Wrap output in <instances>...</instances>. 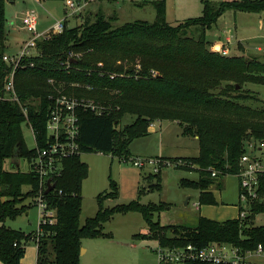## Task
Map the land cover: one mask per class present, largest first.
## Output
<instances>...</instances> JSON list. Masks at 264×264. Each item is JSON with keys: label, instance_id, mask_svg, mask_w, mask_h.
<instances>
[{"label": "trees", "instance_id": "obj_1", "mask_svg": "<svg viewBox=\"0 0 264 264\" xmlns=\"http://www.w3.org/2000/svg\"><path fill=\"white\" fill-rule=\"evenodd\" d=\"M6 1L0 0V260L4 264H23L32 241L30 234L24 235L5 221L28 211L31 204L25 203L26 198L33 197L37 203L39 178L30 162L38 148L46 145L50 95L55 92L51 78L58 86L64 83L60 87L66 92L94 99L105 110L102 114L78 111L81 152L64 160L56 188L46 192L57 211L53 223L40 226L37 264H81L83 239L111 236L104 226L117 212H141L153 235L165 245L192 242L205 246L221 241L244 249L264 246V224L255 223L256 215L264 213V175L262 199L252 204L253 212L246 220L199 215L192 225L165 224L161 215L171 208L165 201L142 203L138 199L109 207L106 199L119 196L118 183L110 177V189L97 195L96 214L81 222L83 181L89 175L82 153L128 158L130 143L147 135L157 120H174L184 134L198 137V155L163 158L182 160L176 168L198 171V179L183 178L181 184L199 190V205L218 203L210 187L222 188L225 175L239 172L249 141L264 140V103L247 86L264 85V62L244 54L227 55L220 47L213 49L207 30L229 9L263 11L264 0H202L200 16L176 25L167 20L166 0L152 2L156 9L153 21L137 19L114 25L115 14L107 15L102 7L73 26L66 18L62 32L38 40V54L23 59L34 65L16 70L18 100L1 98L11 69L3 59L8 52ZM70 50L75 53L72 58ZM127 117L132 120L127 122ZM24 125L36 136L34 146L26 141ZM20 158L28 162V170L17 165ZM9 159L10 168L6 167ZM160 173H150L158 177V187ZM168 229L171 236L164 234Z\"/></svg>", "mask_w": 264, "mask_h": 264}, {"label": "rangeland", "instance_id": "obj_2", "mask_svg": "<svg viewBox=\"0 0 264 264\" xmlns=\"http://www.w3.org/2000/svg\"><path fill=\"white\" fill-rule=\"evenodd\" d=\"M78 1L84 2L85 0ZM148 3L145 0H96L90 1L85 6V14L69 16L70 11L66 0H7V44L10 45L11 41V46H8L7 51L24 44L30 37V33L21 27L20 21V17L27 10L32 9L37 12L39 15L38 28L42 31L65 17L69 20L70 26L76 25L84 18L93 17L99 6L107 15L114 12L116 16L114 25L137 19L153 21L156 18V9L151 1ZM202 12V0H167V20L171 24L176 25L188 18L200 16ZM207 39L210 41V47L213 49L222 47L219 50H226L227 55L244 54L264 62V10L259 12L227 10L207 30ZM247 86L254 89L264 103V85L248 83ZM130 120H132L131 117L126 118L127 122ZM152 126H154V132L135 138L130 143L131 154L128 158L112 153H82V159L89 165V175L83 181L81 222L96 214L99 208L97 195L110 189V177L118 183L119 196L106 199L105 205L109 207L138 199L142 203L165 201L171 203V208L166 209L161 215V221L166 222L165 224L192 225L197 222L201 213L207 217H219L215 214L218 208L225 211H222L220 217L234 216L237 212L235 201L238 199L237 175H225L222 179V188L215 187L213 190L218 204L204 205L200 212L194 204L199 190L181 184L183 178L198 179L197 170L173 166L162 167L159 179L161 186L158 187L155 185L158 177L150 174L152 173L151 167L140 168L134 163L137 157H160L162 155L187 157L196 156L199 153L198 138L184 134L178 122L169 119L157 120ZM24 134L28 144L34 146L35 141L31 128L24 125ZM11 165L12 159H9L6 167L10 168ZM20 166L22 170L29 168L28 162L22 158H20ZM33 200H35L33 197L25 200V203L31 204L27 211L28 214L24 212L16 218H8L5 223L9 227L21 229L24 235L30 234L32 241L27 244L26 259L35 260V264L38 257L36 248L39 239L37 236L42 235V231L39 233V210ZM255 223L264 224V213L256 215ZM104 231L111 232L112 235L83 239L81 264H158L157 256L152 248L156 247L160 241L151 232L141 212L115 213L111 220L105 223ZM164 234L171 236L173 232L168 229Z\"/></svg>", "mask_w": 264, "mask_h": 264}, {"label": "built area", "instance_id": "obj_3", "mask_svg": "<svg viewBox=\"0 0 264 264\" xmlns=\"http://www.w3.org/2000/svg\"><path fill=\"white\" fill-rule=\"evenodd\" d=\"M69 16L81 14L86 6V2L76 0H66ZM57 20L46 30H39V15L35 10H27L20 17L21 27L30 33L29 39L14 52H6L3 55L4 61L10 66L1 98L6 100H18L15 90L14 78L16 70L22 66H33L34 62L23 63L26 56L38 54L37 42L43 38L60 33L65 28V20ZM222 48V47H220ZM226 53V50H222ZM73 50L68 51L69 57H74ZM102 65V63H100ZM141 64L137 69H141ZM117 74H111L115 77ZM51 84L55 87V92L50 95L52 100L47 121L48 135L46 145L38 148L30 162L31 169L39 178V189L37 193V206L39 210V233L41 224L53 223L57 209L51 205L46 197L48 180L56 183L62 175L64 160L81 152L78 142L80 133L79 109H90L96 114H102L105 110L100 102L94 99L78 96L74 93L66 92L58 86L53 78ZM72 85L80 86V83ZM27 113V108H24ZM31 128V127H30ZM32 130V128H31ZM32 135L36 144V136L32 130ZM264 140H252L248 142V151L241 156L240 170L236 174L239 179V211L238 219L246 220L253 211L252 204L261 199L260 185L261 177L264 175ZM134 163L143 168L150 166L153 173H159L162 167L177 166L182 164V160H172L160 157H137ZM213 176L216 171L213 170ZM212 187V186H211ZM56 188V185L53 189ZM152 250L157 256L158 264H264V246L259 244L256 248L244 249L238 245L215 241L205 246H199L189 242L185 245H165L158 242Z\"/></svg>", "mask_w": 264, "mask_h": 264}, {"label": "crops", "instance_id": "obj_4", "mask_svg": "<svg viewBox=\"0 0 264 264\" xmlns=\"http://www.w3.org/2000/svg\"><path fill=\"white\" fill-rule=\"evenodd\" d=\"M90 1H96V0H85V2H86V6L90 3ZM145 1H148L149 3H150V1H151V3L154 1V0H145ZM167 1V0H166ZM100 3V2H99ZM148 3V4H149ZM147 4V5H148ZM100 8H101V6H99V8H98V10H100ZM85 10H86V8L84 9V14H85ZM98 10H96V12L98 11ZM95 13V12H94ZM111 14H114V12H112ZM70 16H76V15H70ZM23 45V44H22ZM22 45H20L19 47H14L15 49H12L11 51H8V52H10V53H14V52H16V51H18L20 48H21V46ZM7 46H11V41H10V45H8L7 44ZM152 125H153V123H152ZM151 125V126H152ZM149 133H152V132H154L155 131V129H154V126H152V127H150L149 128ZM193 137H195V138H198L197 136H193ZM162 156H166V157H169V156H167V155H162ZM17 165L19 166L20 165V162H18L17 163ZM214 188H215V186H212V187H210V189L211 190H214ZM214 192V191H213ZM198 195H199V193H198ZM198 195H197V199H195L194 201H195V205H196V208L198 209V210H200V212L202 211V209H203V206L204 205H199V203H198ZM215 197H216V195H215ZM216 199H217V197H216ZM218 201V200H217ZM189 201H187V203H188ZM236 203H235V206H236V208L235 209H237V212H236V214L234 215V216H231L230 218H235V217H237V214H238V211H239V206H238V202H239V179H238V199H237V201H235ZM218 204V203H217ZM217 204H205V206H211V205H217ZM222 211L223 212H225L224 211V209L223 210H221V208H218L217 210H216V212H215V214H218V216L219 217H209V218H213V219H217V220H225V219H227V218H229V217H220L221 216V214H222ZM26 214H28V212H26ZM201 215H204L205 216V214L204 213H201ZM224 218V219H223ZM37 250H38V246H37V248H36ZM26 256H27V254H25V256H24V258L22 259V263L23 264H34V261L33 260H31V259H26ZM0 264H4L1 260H0ZM35 264H37V258H36V262H35Z\"/></svg>", "mask_w": 264, "mask_h": 264}, {"label": "water", "instance_id": "obj_5", "mask_svg": "<svg viewBox=\"0 0 264 264\" xmlns=\"http://www.w3.org/2000/svg\"><path fill=\"white\" fill-rule=\"evenodd\" d=\"M56 183H51V179L48 180V188L46 189V192L48 193L50 190H52L55 187ZM83 251V248L81 249V252Z\"/></svg>", "mask_w": 264, "mask_h": 264}]
</instances>
